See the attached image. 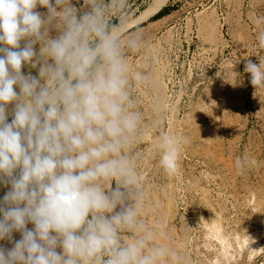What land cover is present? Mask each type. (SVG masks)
Listing matches in <instances>:
<instances>
[{
	"label": "clouds",
	"instance_id": "9594fccd",
	"mask_svg": "<svg viewBox=\"0 0 264 264\" xmlns=\"http://www.w3.org/2000/svg\"><path fill=\"white\" fill-rule=\"evenodd\" d=\"M127 2L83 0L78 8L73 0H0V185H10L0 198V241L13 245H0V264L184 260L165 243L168 233L146 220L148 193L133 154L144 117L132 88L151 76L126 55L145 46L138 29L128 32ZM25 66L38 75L23 74ZM244 71L264 87V62L248 59ZM187 143L159 134L166 174L178 173Z\"/></svg>",
	"mask_w": 264,
	"mask_h": 264
},
{
	"label": "rangeland",
	"instance_id": "374dc122",
	"mask_svg": "<svg viewBox=\"0 0 264 264\" xmlns=\"http://www.w3.org/2000/svg\"><path fill=\"white\" fill-rule=\"evenodd\" d=\"M73 3L80 7L79 0ZM37 10L46 13L45 8ZM202 15L211 16L212 28L204 26ZM137 29L145 46L137 52L126 50V55L133 69L151 76L150 84L132 88L144 117L145 132L133 145V154H139L137 168L148 193L146 220L168 233L170 240L165 243L184 258L181 264H206L197 246L206 240L202 221L217 218L215 210L224 208L228 229L250 222L264 238V215L254 224L248 213L251 194L264 191V87L255 88L244 71L248 59L264 62V45L259 41L264 31V0H165L154 15L128 32ZM35 48L38 51L39 44ZM22 73L37 76L38 67L25 66ZM157 100L159 111L154 110ZM161 132L189 138L181 148L179 171L172 176L159 163L156 142ZM238 158H248V163L238 168ZM9 188L0 185V198ZM168 196L176 210L171 219L165 218L162 209ZM128 235L122 233V237ZM13 237L21 238L18 232ZM0 245L13 246L8 241ZM263 261L264 254L252 264ZM239 264H246L245 259Z\"/></svg>",
	"mask_w": 264,
	"mask_h": 264
},
{
	"label": "bare ground",
	"instance_id": "6f19581e",
	"mask_svg": "<svg viewBox=\"0 0 264 264\" xmlns=\"http://www.w3.org/2000/svg\"><path fill=\"white\" fill-rule=\"evenodd\" d=\"M165 2V0H152V2L145 8L141 13L129 23L128 29L139 25L145 22L149 17L154 15L157 10L161 7V5ZM47 11V10H46ZM213 13V12H212ZM203 17L204 26L206 28H212V23L210 17ZM133 18V17H132ZM214 27V24H213ZM216 29V27H215ZM211 30V29H210ZM201 31V30H200ZM206 31V29H205ZM204 31V33H205ZM218 32V31H217ZM210 33V32H209ZM213 33V32H212ZM210 35V34H209ZM204 36V35H203ZM211 36V35H210ZM215 36V35H214ZM217 37V36H216ZM209 38V37H208ZM215 38V37H214ZM217 39V38H216ZM208 41V40H207ZM213 41V40H212ZM209 113V112H208ZM199 123V122H198ZM195 126V125H194ZM193 127V126H192ZM198 127V126H197ZM196 127V128H197ZM185 128V127H184ZM189 128V127H188ZM201 128L199 127V130ZM192 131V130H191ZM198 131V130H196ZM203 131V130H202ZM200 130V132H202ZM209 131V130H207ZM194 132V131H193ZM199 132V131H198ZM197 132V133H198ZM220 132V131H218ZM195 134V133H194ZM258 134V133H257ZM197 135V134H196ZM199 135V134H198ZM208 137V136H207ZM192 138V137H191ZM214 138V137H212ZM189 139V138H188ZM193 139V138H192ZM196 142V140H195ZM206 142V141H205ZM217 142V141H216ZM221 142V141H220ZM191 143V142H190ZM192 144V143H191ZM213 148V147H212ZM221 149V148H220ZM194 151V150H193ZM216 151V150H215ZM209 153H211L209 151ZM250 153V151H249ZM222 154V153H221ZM193 155V154H192ZM213 155V154H210ZM251 155V154H250ZM253 155V154H252ZM252 157V156H251ZM202 158V157H201ZM213 158V157H212ZM226 159V158H225ZM215 160V159H214ZM210 161V160H209ZM222 162V161H221ZM226 163V162H225ZM198 164V163H197ZM235 165V164H234ZM225 166H227L225 164ZM221 167V166H220ZM225 168V167H224ZM230 168V167H229ZM213 169V168H212ZM227 169V168H226ZM216 171V170H214ZM227 171V170H226ZM208 172V171H207ZM232 172V170H231ZM235 172V171H234ZM233 172V173H234ZM213 173V172H212ZM228 173V172H227ZM192 174V173H191ZM248 174V173H247ZM234 176H236L234 174ZM259 176V175H258ZM222 177V176H221ZM209 183V182H208ZM202 184V183H201ZM171 186V185H170ZM204 186V185H203ZM224 187V186H223ZM236 187V186H235ZM238 187V186H237ZM168 188V187H167ZM188 188V187H187ZM206 188V186H205ZM226 188V185H225ZM224 188V189H225ZM170 189V188H169ZM172 189V188H171ZM232 189V188H231ZM229 190V189H228ZM262 190V189H261ZM264 190V189H263ZM165 191V190H163ZM223 191V190H222ZM233 191V190H232ZM169 192V191H168ZM192 192V191H191ZM164 193V192H163ZM162 193V194H163ZM203 193V192H202ZM201 194V193H200ZM217 194V193H216ZM259 194V193H258ZM226 195V194H225ZM229 196V195H228ZM250 196V195H249ZM158 199V198H157ZM224 199V198H222ZM235 199V198H234ZM237 199V198H236ZM206 200V199H205ZM248 199H246L247 202ZM202 201V200H201ZM208 201V200H207ZM205 202V201H204ZM241 202V201H240ZM245 202V201H244ZM227 204V203H226ZM238 204V203H237ZM242 204V203H241ZM248 204L250 205V214L253 215L251 219H253V223L257 224L262 221V216L264 215V191H261L260 195L256 193L251 194V197L248 200ZM246 205V204H245ZM225 206V205H224ZM248 206V205H247ZM248 208V207H247ZM163 214L165 218H173L175 216V208L172 204V197L168 196L166 199V203L162 207ZM150 210V209H149ZM235 210V209H234ZM201 211V210H200ZM217 218L212 219L210 221H202V228L205 229V242L202 246H197L202 254V257L205 258L206 264H239L240 260L245 259L246 264H252L256 261V259L264 254V238L257 235V232H254L252 229V223L248 222L247 225H239L237 228L229 229L227 228L225 218L223 217L224 208H220V210H215ZM206 214V213H205ZM237 214V213H236ZM247 214V213H246ZM245 214V215H246ZM225 215V214H224ZM235 215V214H234ZM226 216V215H225ZM206 217V216H205ZM228 217V216H227ZM234 217V216H233ZM237 218V217H236ZM153 219V218H152ZM234 219V218H233ZM250 219V218H248ZM236 220V219H235ZM230 221V220H229ZM234 221V220H233ZM239 221V220H238ZM246 221V219H244ZM251 221V220H250ZM185 222V221H184ZM225 222V224H224ZM240 222V221H239ZM200 224V223H199ZM153 225V224H152ZM262 226V225H260ZM260 230V229H258ZM186 233V232H185ZM259 233V232H258ZM187 234V233H186ZM189 234V232H188ZM181 235V234H180ZM261 235V233H260ZM187 236V235H186ZM264 236V235H263ZM188 239V237H186ZM189 240V239H188ZM216 242V244H214ZM189 243V242H188ZM199 245V244H197ZM196 247V248H197ZM197 249V250H198ZM185 250V249H184ZM199 253V252H198ZM200 255V254H199ZM203 258V259H204ZM242 263V262H241ZM192 264V263H191ZM201 264V263H200ZM264 264V261L261 263Z\"/></svg>",
	"mask_w": 264,
	"mask_h": 264
},
{
	"label": "built area",
	"instance_id": "2783aa9c",
	"mask_svg": "<svg viewBox=\"0 0 264 264\" xmlns=\"http://www.w3.org/2000/svg\"><path fill=\"white\" fill-rule=\"evenodd\" d=\"M152 0H128L127 7L124 9V14H126L129 18H132L139 13L143 9H145ZM80 7L84 6L83 0H79ZM114 23H119V19L114 17L113 18Z\"/></svg>",
	"mask_w": 264,
	"mask_h": 264
},
{
	"label": "trees",
	"instance_id": "16d2710c",
	"mask_svg": "<svg viewBox=\"0 0 264 264\" xmlns=\"http://www.w3.org/2000/svg\"><path fill=\"white\" fill-rule=\"evenodd\" d=\"M165 10V7H163V8H161V10L158 12V13H160V12H162V11H164ZM157 13V14H158Z\"/></svg>",
	"mask_w": 264,
	"mask_h": 264
}]
</instances>
